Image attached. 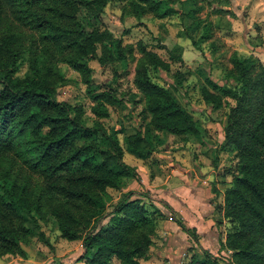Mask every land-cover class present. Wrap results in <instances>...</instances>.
I'll use <instances>...</instances> for the list:
<instances>
[{
  "label": "trees",
  "instance_id": "1",
  "mask_svg": "<svg viewBox=\"0 0 264 264\" xmlns=\"http://www.w3.org/2000/svg\"><path fill=\"white\" fill-rule=\"evenodd\" d=\"M115 1L135 16L151 13L163 19L180 11L175 7L178 0ZM107 3L0 0V258L27 255L24 244L30 242L32 230L24 214L31 213L38 226L57 228L68 240L81 239L84 251L78 259L85 264H147L144 260L165 216L162 210L154 202L147 207L142 196L131 198L129 191L104 212L109 188L141 181L139 170L124 160L125 151L147 161L164 132L206 141L193 113L153 76L182 61V50L169 49L167 59L138 42L136 54L135 46L115 38L103 20ZM185 3L190 7L187 16L193 18L189 27L202 25L193 43L213 41V21L197 16L202 5L198 0ZM212 45L216 51L215 42ZM94 57L104 65L136 62L133 82L150 119L123 141L101 120L118 98L110 87L95 82ZM230 61L225 83L207 76L200 86L202 100L212 109L228 108L220 149L231 153L236 165L226 172L231 179L223 185L218 206L219 224L223 219L231 223L221 242L227 258L203 249V257L191 264H264V63L241 58L238 51ZM23 62L29 73L19 75ZM62 64L80 74L95 102L91 124L80 102L57 98L58 86L66 79ZM182 76L176 71L178 86ZM105 217L108 222L99 226ZM176 221L197 237L182 220ZM38 236L44 239V231Z\"/></svg>",
  "mask_w": 264,
  "mask_h": 264
},
{
  "label": "rangeland",
  "instance_id": "2",
  "mask_svg": "<svg viewBox=\"0 0 264 264\" xmlns=\"http://www.w3.org/2000/svg\"><path fill=\"white\" fill-rule=\"evenodd\" d=\"M183 1L185 3V0H178L175 3V7L180 9L178 13L161 19L154 17L151 13H144L140 16L129 14V11L124 9L123 3L108 0L103 20L112 30L115 38L121 37L124 44L135 46L136 54H139L138 42L147 44L167 59L170 56L169 49H177L174 51L177 53L182 50V61H173L169 71L159 69L153 72V76L158 82L170 87L182 105L193 113L198 125L204 130L206 141L199 143L192 138L184 139L181 135L164 132L160 135L161 141H155L152 154L147 159L146 165L152 172L156 168L169 170V162L175 161L179 166H184L181 158L187 156L191 160V155H195L201 161L202 170L212 168L214 171V175L206 180L214 193L216 202L214 209L218 210L219 201L223 202V185L231 179V175L226 172L228 169L234 168L236 159L231 153L220 149L224 140L223 126L228 108L212 109L202 100L200 86L206 83L207 76L220 84L225 83L226 68L231 66L230 56L234 51H238L235 49L236 43L244 44L241 36L237 37L238 40L234 38L232 28L242 30L253 44L248 49L240 48L238 52L241 58L247 60L255 58L264 63V0H198V5H202V9L197 13V16L212 20L214 24V35L211 38L213 41H204L199 44L193 43L192 38H198L202 25L189 27L193 18L187 16L190 7ZM245 5L249 6V10L244 8ZM222 8L223 10H220ZM242 16H246L247 19L245 26L238 22ZM212 42H215L217 50L222 48L224 50H220L221 53H216L212 50ZM160 45L167 47L162 48ZM178 45L181 46V49L177 48ZM256 47L259 48L256 49ZM184 49L187 50L186 54ZM99 54H101L100 49ZM135 64L136 62L133 61L130 63L109 61L104 65L99 62L98 58L94 57L91 60L95 82L102 84L104 88L110 87L118 98L117 102L108 105L109 114L102 117L101 120L110 132L118 133L122 141L125 134L135 132L138 128L143 129L150 119V115L144 111L143 95L133 82ZM62 68L66 73V79L58 86L57 98L80 102L88 116V122L91 124L96 118L92 112L95 102L87 95L86 86L81 81L80 74L66 64H62ZM178 70H181L184 76H182V85L180 86H178L175 77ZM26 73H29V67L27 62H23L18 74ZM231 102L234 101L231 100ZM124 160L129 164L137 165L140 159L126 151ZM161 164L163 166H160ZM139 182L132 180L119 189L109 188L111 198L106 201L104 212H110L129 191L133 192L131 198L142 196L147 207L152 208L150 204L153 203V200L156 201L155 199L159 195L152 189H146ZM215 188L219 192L215 191ZM168 214L172 217L170 219L183 221V218L175 211H166L165 216ZM24 217L32 230L30 242L24 244L27 255L23 257L6 254L0 258V264H85L84 261L78 259L84 251L81 239L68 240L59 234L57 228L49 230L47 226H38L31 213H25ZM108 220L109 217L103 218L100 220L99 226L105 225ZM219 220L216 221V224L224 235L231 228V223L223 219L225 222L219 224ZM187 226L199 239L196 229L191 225ZM41 231L45 233L44 239L38 236ZM197 238L196 240H198ZM184 250L186 253L180 258L174 257V264H191L192 259H196L192 247H185ZM225 251L217 253L220 257L227 258ZM116 262L114 259V263ZM158 262L154 263L160 264Z\"/></svg>",
  "mask_w": 264,
  "mask_h": 264
},
{
  "label": "crops",
  "instance_id": "3",
  "mask_svg": "<svg viewBox=\"0 0 264 264\" xmlns=\"http://www.w3.org/2000/svg\"><path fill=\"white\" fill-rule=\"evenodd\" d=\"M247 5L244 8L249 10ZM223 8L226 7L223 6ZM246 21V16L238 19V22L244 24V26ZM232 30L234 31V38L238 40L237 37L241 36L244 42V44L237 42L236 50L252 47L251 39L247 38L242 30L235 28H232ZM258 48L256 47V49ZM220 50L223 51L224 49H218L215 52L221 53ZM184 51L186 54L187 50L184 49ZM179 156L181 157V154ZM191 156V160L187 156L181 158L184 166H179L175 161H171L168 164L169 170L156 168L153 177H150L152 171L148 169L146 161L135 156L140 159L137 160V165H133L139 169L141 175L140 185L145 186L146 189H152L153 192L159 195L155 199L156 201L153 200V202L164 214H166V211H175L183 218L186 225H191L199 233V239L192 237L182 229L176 219H170L172 217L168 214V216L160 219L158 223L156 234L153 237V244L146 260L147 264H155L156 261H159L160 264H174V257L180 258L181 255L186 253L185 247H192L197 259L203 257V249L206 248H209L214 254L224 251L220 243L225 240V233L223 235L216 224V221L222 216L219 215V210L214 209L216 203L214 193L206 180L214 175V171L212 168L202 170L201 161L195 155ZM160 166H163V164ZM200 180H203V182H200ZM219 202L220 204L223 203L222 200ZM225 254L227 255V252Z\"/></svg>",
  "mask_w": 264,
  "mask_h": 264
}]
</instances>
